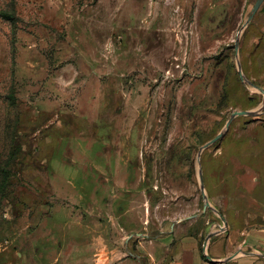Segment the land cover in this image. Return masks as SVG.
I'll list each match as a JSON object with an SVG mask.
<instances>
[{
    "label": "rangeland",
    "instance_id": "1",
    "mask_svg": "<svg viewBox=\"0 0 264 264\" xmlns=\"http://www.w3.org/2000/svg\"><path fill=\"white\" fill-rule=\"evenodd\" d=\"M256 2L0 0V264H159L175 231L264 229Z\"/></svg>",
    "mask_w": 264,
    "mask_h": 264
},
{
    "label": "crops",
    "instance_id": "2",
    "mask_svg": "<svg viewBox=\"0 0 264 264\" xmlns=\"http://www.w3.org/2000/svg\"><path fill=\"white\" fill-rule=\"evenodd\" d=\"M174 234L176 238L172 236ZM202 235V231L192 229L185 234H179V231L172 233L173 238L162 240V248L169 256L159 264H264V229L226 227L217 234L221 238L210 239L207 244L206 252L211 259L205 257Z\"/></svg>",
    "mask_w": 264,
    "mask_h": 264
},
{
    "label": "water",
    "instance_id": "3",
    "mask_svg": "<svg viewBox=\"0 0 264 264\" xmlns=\"http://www.w3.org/2000/svg\"><path fill=\"white\" fill-rule=\"evenodd\" d=\"M264 2V0H257V2L255 3L253 9H252V12L249 16V22L252 20V18L254 17V15L256 14V12L259 10V8L261 7L262 3ZM248 24V23H247ZM247 24H245V27L247 26ZM260 91L263 92L262 89L258 88ZM251 114L250 111H241V112H236L233 114L232 118L228 121L227 123V126L226 128L228 129L231 122H232V119L233 117L237 116V115H249ZM224 134V131H221L215 138H213L211 141H209L204 147L203 149L207 148L208 146L212 145L213 143H215L216 141H218ZM204 194V192H203ZM206 205H208V201L206 200ZM223 222L225 223V220L223 219V217H221ZM224 230V228H220V230L218 231H215V232H210L207 236V238L205 239V242H204V246H205V256L208 258V259H211V257L209 256V254L206 252V247H207V244L209 242V240L214 236V235H217L219 233H221L222 231Z\"/></svg>",
    "mask_w": 264,
    "mask_h": 264
},
{
    "label": "trees",
    "instance_id": "4",
    "mask_svg": "<svg viewBox=\"0 0 264 264\" xmlns=\"http://www.w3.org/2000/svg\"><path fill=\"white\" fill-rule=\"evenodd\" d=\"M204 257V256H203ZM206 257V256H205Z\"/></svg>",
    "mask_w": 264,
    "mask_h": 264
}]
</instances>
